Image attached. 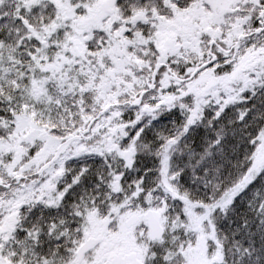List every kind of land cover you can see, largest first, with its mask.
Returning <instances> with one entry per match:
<instances>
[{"label": "snow or ice", "instance_id": "1", "mask_svg": "<svg viewBox=\"0 0 264 264\" xmlns=\"http://www.w3.org/2000/svg\"><path fill=\"white\" fill-rule=\"evenodd\" d=\"M0 264H264V0H0Z\"/></svg>", "mask_w": 264, "mask_h": 264}]
</instances>
